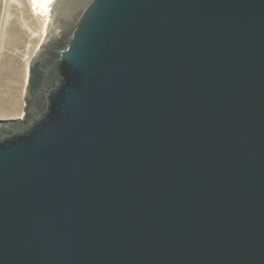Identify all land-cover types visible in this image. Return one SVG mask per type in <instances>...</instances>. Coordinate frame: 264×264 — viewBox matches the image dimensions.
<instances>
[{"label":"water","instance_id":"obj_1","mask_svg":"<svg viewBox=\"0 0 264 264\" xmlns=\"http://www.w3.org/2000/svg\"><path fill=\"white\" fill-rule=\"evenodd\" d=\"M0 119V264H264V0H58Z\"/></svg>","mask_w":264,"mask_h":264},{"label":"rangeland","instance_id":"obj_2","mask_svg":"<svg viewBox=\"0 0 264 264\" xmlns=\"http://www.w3.org/2000/svg\"><path fill=\"white\" fill-rule=\"evenodd\" d=\"M49 9L48 0H0V119L24 115L29 66L46 35Z\"/></svg>","mask_w":264,"mask_h":264},{"label":"bare ground","instance_id":"obj_3","mask_svg":"<svg viewBox=\"0 0 264 264\" xmlns=\"http://www.w3.org/2000/svg\"><path fill=\"white\" fill-rule=\"evenodd\" d=\"M56 1H58V0H48V9L49 10H47V12H46V15H45V17H46V24L47 23H49V21H50V15L52 14H50V10L52 9L53 10V8L55 7V5H56ZM46 5V4H45ZM53 12V11H52ZM40 46V45H39ZM27 76H28V68H27Z\"/></svg>","mask_w":264,"mask_h":264}]
</instances>
